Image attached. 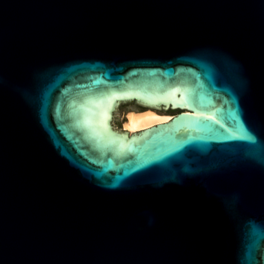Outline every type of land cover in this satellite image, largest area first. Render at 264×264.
<instances>
[{
	"label": "water",
	"instance_id": "water-1",
	"mask_svg": "<svg viewBox=\"0 0 264 264\" xmlns=\"http://www.w3.org/2000/svg\"><path fill=\"white\" fill-rule=\"evenodd\" d=\"M0 264H264V0H0Z\"/></svg>",
	"mask_w": 264,
	"mask_h": 264
},
{
	"label": "bare ground",
	"instance_id": "bare-ground-1",
	"mask_svg": "<svg viewBox=\"0 0 264 264\" xmlns=\"http://www.w3.org/2000/svg\"><path fill=\"white\" fill-rule=\"evenodd\" d=\"M171 114L160 111H137L130 110L124 114L123 128L127 131H134L164 120Z\"/></svg>",
	"mask_w": 264,
	"mask_h": 264
},
{
	"label": "flooded vegetation",
	"instance_id": "flooded-vegetation-1",
	"mask_svg": "<svg viewBox=\"0 0 264 264\" xmlns=\"http://www.w3.org/2000/svg\"><path fill=\"white\" fill-rule=\"evenodd\" d=\"M118 109H119V108H118ZM131 109H139V110H143V109H145V108L138 106V107L131 108ZM131 109H129V110H131ZM127 111H128V110H127ZM159 111H160V112H165V113H170V114H172V115H174L175 113L178 112V111H176V110H167V111H165V110H159ZM125 112H126V111H125ZM125 112H124V113H125ZM116 121H117V120H116V113L114 112L113 118H112V120H111V124H112V126H113V129H115V130H117V131H120V132L126 131V132H128L129 134H132V133H134V132H138V131L143 130V129H141V130L134 131V132L127 131L125 128L122 127V122H121V125H117Z\"/></svg>",
	"mask_w": 264,
	"mask_h": 264
},
{
	"label": "rangeland",
	"instance_id": "rangeland-1",
	"mask_svg": "<svg viewBox=\"0 0 264 264\" xmlns=\"http://www.w3.org/2000/svg\"><path fill=\"white\" fill-rule=\"evenodd\" d=\"M125 111L127 112V110H116L115 111L116 116L118 117L120 124H121V122L123 123L124 114L126 113ZM128 111H130V110H128ZM168 114H170V113H168ZM122 127H123V125H122Z\"/></svg>",
	"mask_w": 264,
	"mask_h": 264
}]
</instances>
